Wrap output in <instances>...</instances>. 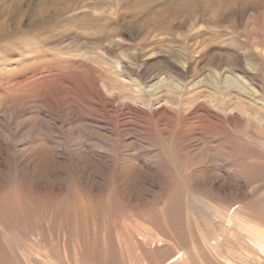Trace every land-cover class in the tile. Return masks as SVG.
<instances>
[{
	"label": "rangeland",
	"instance_id": "rangeland-1",
	"mask_svg": "<svg viewBox=\"0 0 264 264\" xmlns=\"http://www.w3.org/2000/svg\"><path fill=\"white\" fill-rule=\"evenodd\" d=\"M38 1L0 3V264L262 260L264 0Z\"/></svg>",
	"mask_w": 264,
	"mask_h": 264
},
{
	"label": "bare ground",
	"instance_id": "bare-ground-1",
	"mask_svg": "<svg viewBox=\"0 0 264 264\" xmlns=\"http://www.w3.org/2000/svg\"><path fill=\"white\" fill-rule=\"evenodd\" d=\"M68 1H71V0L63 1L65 5L64 7H61L62 10H65L67 8L66 6H67ZM120 1H122L123 3V6L121 7L123 12L130 16L129 21L133 19V20H136V22L139 24H144L146 26H151V27H160L165 24H166L165 26L167 25L171 26L172 24L175 23V21H178L181 18L185 20H192L193 18H197V13H195L196 11H194V8H197L200 4L199 2L203 0H167L165 2L166 3L165 6L154 4L153 2L156 0H120ZM206 1L209 3L211 2V0H206ZM2 2L3 0H0V3ZM2 12L3 10H0V39H4L5 31H6L5 23H4V20L2 19V16L4 14ZM96 26L100 30L101 28H103L101 23L97 24ZM237 101L238 100H236V102ZM219 102H221V104L223 105L225 100L222 99L221 101L219 100ZM229 223H232V221L230 220ZM258 231L260 233H259V237L257 239L255 238L256 240L255 245H256L257 252H260L263 254V259L262 260L260 259L259 261H254L253 263H248L249 262L248 260V262L245 261V264H264V225L262 226L260 230L258 229Z\"/></svg>",
	"mask_w": 264,
	"mask_h": 264
}]
</instances>
